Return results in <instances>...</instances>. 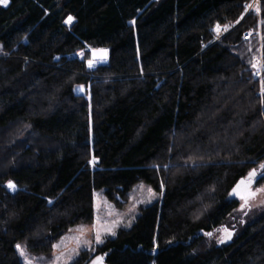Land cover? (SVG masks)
Returning <instances> with one entry per match:
<instances>
[{
    "label": "trees",
    "instance_id": "obj_1",
    "mask_svg": "<svg viewBox=\"0 0 264 264\" xmlns=\"http://www.w3.org/2000/svg\"><path fill=\"white\" fill-rule=\"evenodd\" d=\"M8 1L0 264H25L17 245L49 254L92 224L95 192L127 208L141 185L158 199L97 245L103 264H264V214L231 223L233 188L253 169L264 186L262 79L251 66L264 64V0L247 15L253 0ZM237 23L218 38L217 25ZM252 31L261 40L244 39ZM99 49L108 62L89 68ZM225 228L231 238L210 241Z\"/></svg>",
    "mask_w": 264,
    "mask_h": 264
},
{
    "label": "rangeland",
    "instance_id": "obj_2",
    "mask_svg": "<svg viewBox=\"0 0 264 264\" xmlns=\"http://www.w3.org/2000/svg\"><path fill=\"white\" fill-rule=\"evenodd\" d=\"M0 5L4 6L2 3H0ZM247 7L248 8L245 15L250 13V11H254L255 13L259 14V0H253ZM257 8H259V11H257ZM240 22L241 21H239V23ZM239 23L235 25L230 24L223 26L219 28V30L216 29L218 38L227 34V32L238 26ZM225 27H227V31L224 30ZM254 32L258 34L257 37H259V40H261L260 31ZM254 32L252 31L251 33ZM1 53L2 46L0 45V54ZM259 53L261 55L263 53L262 43H260ZM79 54L80 53L74 57L82 58ZM261 64L263 63L261 62ZM76 91L78 94H83L85 89L83 87H79V89ZM260 188H264V186H257V188L253 187V190L255 191ZM9 190L13 191L11 189ZM237 198L240 207L235 211L233 216H231V223L233 226L237 228L244 227L248 223L257 220L262 214H264V191H260L255 198L249 200L248 206L244 207L243 211H241V207L244 204V201H242L238 196ZM94 199L96 212L92 224L74 228L72 231L66 234L65 237H63L62 241L57 244L49 254H34L28 250L26 251L25 249H22L25 252V256L21 257L22 261L25 263L27 260L29 264H93V261L98 257L92 256L94 249L97 247V245H99L96 243L95 239L96 230H100L101 239L103 241L108 237L114 236L104 231L105 229H111V231L116 235V232L119 228L129 227L131 225L132 220L141 213L143 206L152 204L158 199V197L156 193L155 195H152V193L149 192L148 187L141 185V187L139 186L134 191L130 199V204L127 205V208H122L119 206L120 204L116 203V201L104 198L100 192H95ZM116 221H119V223H116ZM80 229H83V231H80ZM232 230H235V228ZM227 238V234L223 229H221L209 239L210 241H214V243L217 244L221 243V240L225 241ZM85 241L88 243L85 244Z\"/></svg>",
    "mask_w": 264,
    "mask_h": 264
},
{
    "label": "snow or ice",
    "instance_id": "obj_3",
    "mask_svg": "<svg viewBox=\"0 0 264 264\" xmlns=\"http://www.w3.org/2000/svg\"><path fill=\"white\" fill-rule=\"evenodd\" d=\"M0 3H2L4 6H7L8 0H0ZM249 7H251V6H249ZM257 11H259V8H257ZM72 20H73V18L70 16L67 18L65 23L70 24L72 22ZM217 30H219V25H217ZM224 30L227 31V27H225ZM245 38H247V37H245ZM91 51H92V59L88 60V62H87L89 68L94 67V61L98 58V54H99L100 59H106V57H107V50H105V49L91 50ZM79 55H81L82 58L84 56L83 53H80ZM251 66L253 69H256V72L254 73V75L261 74L262 72H264V65H259L258 63H252ZM260 84H261L260 95L262 98H264V79H262L260 81ZM262 102H264V101H262ZM261 169L264 170V165H261ZM256 177H257V171L255 169H253L251 172L248 173L246 180L242 179L236 185V187L233 188V190H232V193H231L232 195L238 196L242 201H244V204L241 207V211H243L244 207L248 206L249 200L255 198L260 191H264V188H260V189H257L255 191L253 190L252 186L256 181ZM262 178H264V177H262ZM7 187L9 189L15 191L16 185L13 182L9 181ZM161 188H163V185H161ZM149 192L152 193V195H155V193L152 192L151 189H149ZM116 223H119V221H116ZM80 231H83V229H80ZM104 231L108 232L111 235H115V233L112 232L111 229H105ZM224 232L227 234L228 238H231L232 233L229 232L227 228L224 229ZM207 235L211 236V233H208ZM95 239H96L97 244L103 243V240L101 239V232L99 229L96 230ZM221 242L223 243L224 241L221 240ZM87 243L88 242L85 241V244H87ZM16 247H17V251L19 252L20 256L24 257L25 252L21 249L20 245H17ZM25 264H29V262L26 260ZM93 264H103V257H97L96 260L93 261Z\"/></svg>",
    "mask_w": 264,
    "mask_h": 264
},
{
    "label": "built area",
    "instance_id": "obj_4",
    "mask_svg": "<svg viewBox=\"0 0 264 264\" xmlns=\"http://www.w3.org/2000/svg\"><path fill=\"white\" fill-rule=\"evenodd\" d=\"M258 36V34L257 33H251L250 35H245L244 36V39H251V38H254V37H257ZM245 37H247V38H245ZM261 62H262V60L261 59H257L256 60V63H258L259 65H263V64H261ZM263 72L261 73V74H256V75H254V76H256L257 78H261V79H263Z\"/></svg>",
    "mask_w": 264,
    "mask_h": 264
},
{
    "label": "water",
    "instance_id": "obj_5",
    "mask_svg": "<svg viewBox=\"0 0 264 264\" xmlns=\"http://www.w3.org/2000/svg\"><path fill=\"white\" fill-rule=\"evenodd\" d=\"M105 50H107V49H105ZM91 59H92V52H91ZM108 50H107V57H106V59H100L99 58V54H98V58L94 61V64H99V65H101V64H104V63H107L108 62ZM246 180V179H245ZM256 184V181H255V183L253 184V186ZM211 236H212V234H211ZM210 236V237H211ZM156 253V251L154 252V254Z\"/></svg>",
    "mask_w": 264,
    "mask_h": 264
},
{
    "label": "flooded vegetation",
    "instance_id": "obj_6",
    "mask_svg": "<svg viewBox=\"0 0 264 264\" xmlns=\"http://www.w3.org/2000/svg\"><path fill=\"white\" fill-rule=\"evenodd\" d=\"M253 187H254V186H253ZM253 187H252V188H253Z\"/></svg>",
    "mask_w": 264,
    "mask_h": 264
},
{
    "label": "bare ground",
    "instance_id": "obj_7",
    "mask_svg": "<svg viewBox=\"0 0 264 264\" xmlns=\"http://www.w3.org/2000/svg\"><path fill=\"white\" fill-rule=\"evenodd\" d=\"M9 2V1H8Z\"/></svg>",
    "mask_w": 264,
    "mask_h": 264
}]
</instances>
